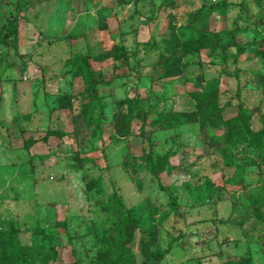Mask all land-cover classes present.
<instances>
[{
  "label": "rangeland",
  "instance_id": "1",
  "mask_svg": "<svg viewBox=\"0 0 264 264\" xmlns=\"http://www.w3.org/2000/svg\"><path fill=\"white\" fill-rule=\"evenodd\" d=\"M113 193L136 264H264V0H0V246L128 264Z\"/></svg>",
  "mask_w": 264,
  "mask_h": 264
},
{
  "label": "trees",
  "instance_id": "2",
  "mask_svg": "<svg viewBox=\"0 0 264 264\" xmlns=\"http://www.w3.org/2000/svg\"><path fill=\"white\" fill-rule=\"evenodd\" d=\"M232 6H235V4L222 3L221 5H219L220 8H229ZM215 7H218V6H215ZM14 33H15V27H14V24H11L8 27V31L4 35V37L9 38ZM6 45H9V42H6ZM232 45L233 46L236 45L234 40L232 41ZM89 61H90L89 55H85L82 58V66L85 69V77H86L87 82H88L89 98L92 101V103L98 108V111H99L98 112L99 115L96 118L97 119L96 121L98 123L102 119L105 118V115H104L105 105L103 103L102 98L100 96H98L97 88H96L97 76L93 72ZM137 99L142 100L143 98H141V97L139 98L138 96H136L135 103L137 102ZM135 115L136 116H145V113H143L141 110H138ZM165 115L170 117L169 112H166ZM236 120L238 121L242 130H244V132H248V128H246L244 125L241 104L238 106V113L236 116ZM13 121H14V119H13ZM171 121H170V125L175 126V124H178L177 119H173ZM171 123H173V124H171ZM158 127L164 130V129L169 128L170 126H168V125L165 126L163 124V122H161L160 124H158ZM147 160H148V164L146 165L147 170L149 171L151 176L156 181L158 189L160 191L166 193L170 197L171 192H170L169 188L164 187L160 182V179L158 176V171H157V166L153 163L151 157H148ZM78 168H81L80 163H78ZM112 198H113L114 203H115V205L119 211V218H120V230H119L120 242H119V245H117L116 248H114L112 250V253L115 254L116 256H120V258L127 261L128 264H136V262L134 260L133 253H132L131 248H130V245L134 241L135 233L140 228L139 223H138L137 219L135 218L133 212L124 207L123 202L120 200L119 197H117V195L115 193L112 194ZM171 203H172V205H174L173 201ZM175 214L178 217L182 216V214H180V213L175 212ZM34 234H42V233L34 230ZM182 235H183L182 232H179L177 237H181ZM140 248L141 247L139 246L138 247L139 251H141ZM26 249H27V246L21 245L19 243L18 230L13 229L9 232V234L6 236L4 243L0 246V260L6 259V260L13 262V264H31L30 260L27 258ZM170 249H171V244L168 245L167 251H169ZM142 264H149V263H147L144 260ZM224 264H246V263H245L244 258H242L241 260H236V261L229 260V261H226Z\"/></svg>",
  "mask_w": 264,
  "mask_h": 264
}]
</instances>
